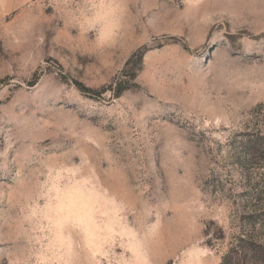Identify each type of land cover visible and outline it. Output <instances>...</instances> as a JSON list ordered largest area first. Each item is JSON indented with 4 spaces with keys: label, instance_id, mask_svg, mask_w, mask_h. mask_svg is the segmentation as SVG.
I'll use <instances>...</instances> for the list:
<instances>
[{
    "label": "rangeland",
    "instance_id": "374dc122",
    "mask_svg": "<svg viewBox=\"0 0 264 264\" xmlns=\"http://www.w3.org/2000/svg\"><path fill=\"white\" fill-rule=\"evenodd\" d=\"M252 133L264 0H36L6 15L0 264H221L240 234L264 243Z\"/></svg>",
    "mask_w": 264,
    "mask_h": 264
},
{
    "label": "trees",
    "instance_id": "16d2710c",
    "mask_svg": "<svg viewBox=\"0 0 264 264\" xmlns=\"http://www.w3.org/2000/svg\"><path fill=\"white\" fill-rule=\"evenodd\" d=\"M108 88L111 90L112 87ZM127 89H129L127 82L124 84L118 83L115 88L116 97L120 96ZM251 135H254V137L249 139L248 148L245 150L250 156V161L258 162L259 160L264 166V142L261 141L264 140V136L262 135V137L259 133H252ZM239 262L264 264V243H257L243 234L235 237L228 252L222 257L221 264H239Z\"/></svg>",
    "mask_w": 264,
    "mask_h": 264
},
{
    "label": "crops",
    "instance_id": "0c3cea01",
    "mask_svg": "<svg viewBox=\"0 0 264 264\" xmlns=\"http://www.w3.org/2000/svg\"><path fill=\"white\" fill-rule=\"evenodd\" d=\"M36 0H0V21L8 14L22 9Z\"/></svg>",
    "mask_w": 264,
    "mask_h": 264
}]
</instances>
